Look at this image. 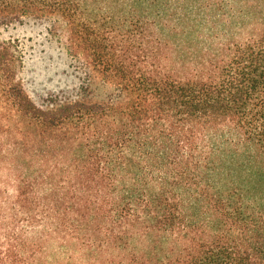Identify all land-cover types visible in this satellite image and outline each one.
<instances>
[{
	"label": "trees",
	"instance_id": "trees-1",
	"mask_svg": "<svg viewBox=\"0 0 264 264\" xmlns=\"http://www.w3.org/2000/svg\"><path fill=\"white\" fill-rule=\"evenodd\" d=\"M84 68L35 99L0 39V264H264V0H0Z\"/></svg>",
	"mask_w": 264,
	"mask_h": 264
},
{
	"label": "rangeland",
	"instance_id": "rangeland-1",
	"mask_svg": "<svg viewBox=\"0 0 264 264\" xmlns=\"http://www.w3.org/2000/svg\"><path fill=\"white\" fill-rule=\"evenodd\" d=\"M49 26V21L33 18L0 25V39L14 42L19 49L21 76L35 99L48 91L72 93L85 76L84 68L61 44L59 31L53 35ZM48 248L30 264H87L84 252L73 244L53 243Z\"/></svg>",
	"mask_w": 264,
	"mask_h": 264
}]
</instances>
